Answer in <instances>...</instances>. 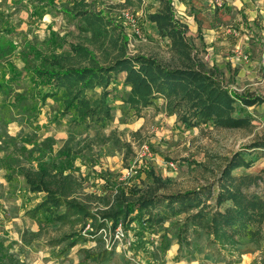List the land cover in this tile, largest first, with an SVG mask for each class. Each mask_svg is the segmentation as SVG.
<instances>
[{
	"label": "rangeland",
	"instance_id": "rangeland-1",
	"mask_svg": "<svg viewBox=\"0 0 264 264\" xmlns=\"http://www.w3.org/2000/svg\"><path fill=\"white\" fill-rule=\"evenodd\" d=\"M162 5L0 0V264H264V103L215 104L185 81L136 112L125 102L128 65L107 87L111 119L101 126L64 111V88L44 98L47 86L30 77L141 54L205 70L229 93L264 96V26H224L217 66L199 9L185 6L182 22L197 28L175 44L147 20ZM81 8L109 18L105 35L81 28ZM41 172L51 191L28 183ZM191 190L202 194L198 205L166 199ZM49 195L61 198L49 212L64 214L59 219L39 208ZM138 198L153 199L141 220L113 215ZM227 208L250 216L246 230L222 231Z\"/></svg>",
	"mask_w": 264,
	"mask_h": 264
},
{
	"label": "trees",
	"instance_id": "trees-1",
	"mask_svg": "<svg viewBox=\"0 0 264 264\" xmlns=\"http://www.w3.org/2000/svg\"><path fill=\"white\" fill-rule=\"evenodd\" d=\"M76 15L81 18L83 30H91L94 34L103 36L106 34L110 20L100 12H93L87 8L78 9ZM147 19L154 22L161 35H168L175 44L183 43L185 25L180 24L174 17L170 6L166 3L163 10L149 12ZM132 65L128 70L125 84L130 85V91L125 98L131 108L136 112L150 105L155 95L171 96L177 87L185 82L193 83V86L205 94V97L215 104H225L231 107V103L239 101L242 104L251 105L258 102L264 103V96H242L236 93H229L225 88L215 83L211 75L196 68L190 67H167L153 57L137 54L134 56H122L116 58L107 65L97 64L93 61L90 66L66 68L64 70H35L31 79L47 86L44 98L53 96L60 88H64L69 97L65 100L64 111L76 112L78 122H94L101 126L106 125L111 119V107L107 102L109 91L107 89L111 79L118 72ZM95 86H101L102 90L98 97L91 98L86 95V90ZM40 181L36 182L32 177L28 183L32 189L44 188L52 184L45 172L40 173ZM42 179V180H41ZM44 186V187H43ZM47 191H51L44 188ZM201 192L197 190L185 191L182 193L169 194L166 199L169 202H180L183 205H198ZM49 199L42 203L39 208L51 212L52 205L58 207L62 204L60 196L49 195ZM68 207L74 211L86 212L85 208L77 203L66 202ZM153 203L151 198H138L135 201L127 202L113 215H122L124 220H141L147 212V208ZM54 218H61L62 213H49ZM56 214V215H55ZM148 218H146L147 220ZM151 219V218H149ZM250 216L239 208L229 209L221 215L222 231L240 233L247 229Z\"/></svg>",
	"mask_w": 264,
	"mask_h": 264
},
{
	"label": "crops",
	"instance_id": "crops-1",
	"mask_svg": "<svg viewBox=\"0 0 264 264\" xmlns=\"http://www.w3.org/2000/svg\"><path fill=\"white\" fill-rule=\"evenodd\" d=\"M162 2V7L156 11L163 10L165 4L167 3L171 8L173 17L180 24L185 25L186 29L184 34L189 31L190 34L193 35L197 28L194 24L189 23L187 19L182 22L185 6L192 4L194 7L199 9L197 13L202 19L200 27H203L206 31L205 42L207 43L206 49L208 50L209 62L211 64L215 63L217 66L223 62L224 52L222 49H224V46L220 45L224 43L222 40L226 39V36H224L223 33L224 26L226 28L232 24L234 26L245 28H248L249 25L254 27L255 24L264 26V0H162ZM206 7L210 11L209 13H205ZM216 12L217 16L214 17L215 21H212L210 14ZM148 13L149 12H147V14ZM229 30L230 29H227L226 31L229 32ZM245 43L247 42L242 38L240 40V45ZM245 50L249 53V47L246 45ZM201 71L210 75V73L205 70Z\"/></svg>",
	"mask_w": 264,
	"mask_h": 264
}]
</instances>
